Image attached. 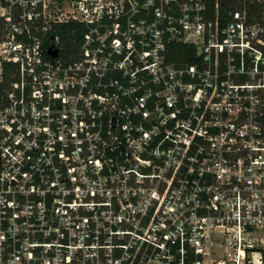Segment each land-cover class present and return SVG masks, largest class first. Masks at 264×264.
I'll return each mask as SVG.
<instances>
[{
  "label": "built area",
  "instance_id": "obj_1",
  "mask_svg": "<svg viewBox=\"0 0 264 264\" xmlns=\"http://www.w3.org/2000/svg\"><path fill=\"white\" fill-rule=\"evenodd\" d=\"M220 10L0 0V264H264V16Z\"/></svg>",
  "mask_w": 264,
  "mask_h": 264
},
{
  "label": "trees",
  "instance_id": "obj_2",
  "mask_svg": "<svg viewBox=\"0 0 264 264\" xmlns=\"http://www.w3.org/2000/svg\"><path fill=\"white\" fill-rule=\"evenodd\" d=\"M246 11L248 16L250 17V21L260 20L264 16V6L259 0H221V15L223 17H227L230 12L236 11ZM59 34L61 35L62 40L66 44V53L64 57L69 59L70 55L73 51H76L78 47V43L84 38L85 29L82 25L76 22H70L67 24H63L59 28ZM49 44V42H48ZM177 49L175 54L185 58V56L189 53H194V48L187 44H177ZM11 71L8 65L5 66V79H10V81H14L15 78L12 77ZM9 81V83H10ZM8 84H0V94L4 92V89Z\"/></svg>",
  "mask_w": 264,
  "mask_h": 264
},
{
  "label": "rangeland",
  "instance_id": "obj_3",
  "mask_svg": "<svg viewBox=\"0 0 264 264\" xmlns=\"http://www.w3.org/2000/svg\"><path fill=\"white\" fill-rule=\"evenodd\" d=\"M0 38H1V37H0ZM0 47H1V46H0ZM0 50H1V49H0ZM18 56L21 57V58H25V55H24L23 53H19Z\"/></svg>",
  "mask_w": 264,
  "mask_h": 264
}]
</instances>
